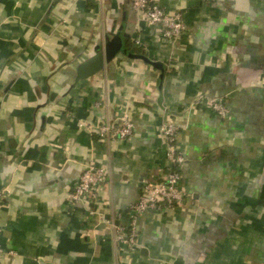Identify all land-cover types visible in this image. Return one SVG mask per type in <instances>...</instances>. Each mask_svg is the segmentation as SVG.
<instances>
[{
    "label": "crops",
    "instance_id": "obj_1",
    "mask_svg": "<svg viewBox=\"0 0 264 264\" xmlns=\"http://www.w3.org/2000/svg\"><path fill=\"white\" fill-rule=\"evenodd\" d=\"M158 3L186 26L173 45L130 0H0V264H264V0ZM113 37L125 53L76 81ZM123 115L124 139L79 125ZM164 122L186 197L141 216L128 251L106 220L164 173ZM90 162L106 172L93 216L67 202Z\"/></svg>",
    "mask_w": 264,
    "mask_h": 264
},
{
    "label": "built area",
    "instance_id": "obj_2",
    "mask_svg": "<svg viewBox=\"0 0 264 264\" xmlns=\"http://www.w3.org/2000/svg\"><path fill=\"white\" fill-rule=\"evenodd\" d=\"M99 2L100 0H96ZM131 7L138 21L147 25H157L163 42L174 44L185 32L182 15L168 14L160 6L158 0H130ZM264 78V77H263ZM209 109L218 118L227 116V109L222 99L211 98ZM83 128H88L100 140L113 141L129 137L133 131V122L126 116L116 123L109 119L99 125L80 122ZM160 134L166 145L167 166L159 181L141 180L140 192L125 214L126 223L118 224L120 215L116 213L113 219L106 220L113 230L116 245L122 249L133 251L138 245V221L149 211L168 212L180 206L185 199V191L181 186V168L185 163L183 152L177 144V128L172 122H164L159 126ZM105 170L90 162L86 164L74 182L67 195L69 205H80L88 216L95 215L90 206L99 201L101 186L105 183ZM2 199V195H0ZM116 219V222H114Z\"/></svg>",
    "mask_w": 264,
    "mask_h": 264
},
{
    "label": "water",
    "instance_id": "obj_3",
    "mask_svg": "<svg viewBox=\"0 0 264 264\" xmlns=\"http://www.w3.org/2000/svg\"><path fill=\"white\" fill-rule=\"evenodd\" d=\"M121 47L122 45L118 37H113L109 40L105 44L103 52H97L94 56H91L77 65L75 75L76 81L98 76L105 68V64L110 62L118 52L125 53V50Z\"/></svg>",
    "mask_w": 264,
    "mask_h": 264
}]
</instances>
